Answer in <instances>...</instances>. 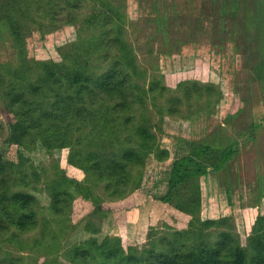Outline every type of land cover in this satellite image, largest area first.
Wrapping results in <instances>:
<instances>
[{"label": "trees", "instance_id": "obj_1", "mask_svg": "<svg viewBox=\"0 0 264 264\" xmlns=\"http://www.w3.org/2000/svg\"><path fill=\"white\" fill-rule=\"evenodd\" d=\"M50 1L52 18L56 19L58 0ZM78 1L66 0L68 9L78 10L81 7ZM91 1L94 5L84 23L93 27L94 33L82 40L73 53V61L36 60L29 69L40 71L37 80L20 81L9 92L10 130L0 144L1 242L24 244L23 236L41 224V202L29 191L34 187L27 176L30 166L26 164L28 155L26 158L24 155L26 147L35 149L40 144L64 152L66 169L48 183L49 211L58 219L76 206V188L79 196L89 197L88 179L92 178L104 184L113 200L105 203L97 196L96 208L116 212L125 208L129 195L135 197L139 193H134L138 186L132 191V184L136 172L146 166L150 155L163 160L170 154L161 146L154 116L188 117L203 110L210 112L223 98L220 85L200 78L194 69L158 73L148 81L149 70L141 66L135 47L126 36V0ZM236 2L221 6L223 18L232 11L233 15L239 13L240 5ZM19 10L14 5L0 14V25L6 17L5 22L18 41L21 23L11 12L19 13ZM251 12L245 26L258 42L254 76L264 89V7L258 5ZM81 16L79 11L75 18ZM167 19L159 14L155 18L160 28L167 25ZM232 24L237 26V21ZM212 42L218 44L224 40L217 42L212 36ZM180 44L178 41L177 45ZM94 58L100 60L96 69L91 68ZM247 102L236 95L225 122L233 123ZM263 127L264 113L253 117L239 137L231 140L222 137L221 126L211 136L193 139L189 152L175 158L167 193L149 197L163 204L166 211L175 208L183 221L170 225L156 247L141 251L122 236L106 235L100 239L97 234L101 231L87 224L85 229L90 234L72 243L65 250L64 259L68 264H264V215L252 209L243 211L247 232L244 239L236 232L228 213L219 218L199 214L211 175L229 171L240 142L255 140ZM73 170L78 173L71 174ZM81 177L83 181H79ZM226 191L231 203L229 177ZM5 253L0 264H16V255L8 250Z\"/></svg>", "mask_w": 264, "mask_h": 264}, {"label": "rangeland", "instance_id": "obj_2", "mask_svg": "<svg viewBox=\"0 0 264 264\" xmlns=\"http://www.w3.org/2000/svg\"><path fill=\"white\" fill-rule=\"evenodd\" d=\"M234 1L126 0V36L135 47L141 66L149 70L146 79L149 81L158 73H182L194 69L201 75L200 78L219 84L223 98L210 112L203 110L188 117L170 114L154 116L161 146L170 154L163 160L150 155L146 166L136 172L132 184V191L138 186L134 193H139L135 197L129 195L130 201L125 208L116 212L107 213L96 208L94 198L97 196L105 203L113 200L104 184H98L92 178L88 179L91 187L89 197L79 196L76 188V206L58 219L49 211L48 183L60 170L66 169L64 152L40 144L35 149L26 147L24 155L25 158L28 155L26 164L30 166L27 176L34 187L29 191L32 190L40 200L43 216L37 230L23 236L24 244L1 242L0 239V257L8 250L18 258L16 264H68L63 254L72 243L80 242L90 234L85 229L87 224L101 231L97 234L100 239L106 235L122 236L143 251L156 247L170 225L183 221L175 208L169 207L166 211L163 204L149 197L160 196L154 193L153 188L156 182L160 183V171L171 159L177 140L211 136L221 126L222 137L231 140L239 137L253 117H261L264 113V89L254 76L258 42L255 34L246 30L245 26L248 14L255 11L258 5L264 7V0H237L239 13L233 15L232 11L223 18L221 6H232ZM77 3L81 7L74 10L68 9L66 0H58L57 18L53 19L50 0H0L1 15L7 9H13L14 5L21 9L19 13L11 12L21 23L20 41L5 22L6 17L4 24L0 25V144L10 130L8 95L13 85L20 81L28 83L37 80L40 71L29 69L36 60L73 61L76 48L94 33L93 27L84 23L94 3L91 0ZM79 11L82 16L77 19L75 16L79 15ZM158 14L168 18L164 28L158 27L155 20ZM233 21H237V26H233ZM212 36L217 42L221 38L224 42L215 44ZM178 41L182 44L177 45ZM99 61L92 59L91 68L96 69ZM21 75L26 77L21 78ZM236 95L248 102L233 123L225 122ZM258 132L255 140L240 142L239 152L230 162V172L211 175L199 210L202 217L209 218H219L228 213L236 232L244 239L247 232L243 211L252 209L264 215V127ZM153 157L154 160L149 161ZM73 172L70 173L75 175L78 170ZM227 177L231 182V203L227 198ZM83 179L81 177L79 181ZM46 218H49L48 221Z\"/></svg>", "mask_w": 264, "mask_h": 264}, {"label": "crops", "instance_id": "obj_3", "mask_svg": "<svg viewBox=\"0 0 264 264\" xmlns=\"http://www.w3.org/2000/svg\"><path fill=\"white\" fill-rule=\"evenodd\" d=\"M180 140H177V142L174 145V149L171 151L172 152L171 159L166 162V166L163 167V169L160 171V174H159V177L161 178L160 183L158 184L156 182V184L154 185V188H153L155 191L154 193L160 196L166 194L168 191L169 172L173 164V161L175 160V158L185 155L189 152V143L193 140V138H189V139L186 138L181 141ZM153 160H154V157L149 159V161H153Z\"/></svg>", "mask_w": 264, "mask_h": 264}]
</instances>
